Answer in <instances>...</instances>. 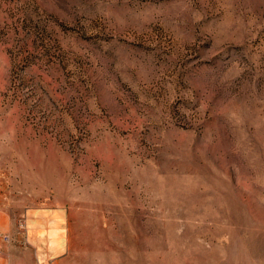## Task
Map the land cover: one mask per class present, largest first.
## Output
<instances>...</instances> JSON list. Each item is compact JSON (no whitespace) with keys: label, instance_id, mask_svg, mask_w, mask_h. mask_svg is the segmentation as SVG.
Returning a JSON list of instances; mask_svg holds the SVG:
<instances>
[{"label":"rangeland","instance_id":"obj_1","mask_svg":"<svg viewBox=\"0 0 264 264\" xmlns=\"http://www.w3.org/2000/svg\"><path fill=\"white\" fill-rule=\"evenodd\" d=\"M0 209L23 258L264 264V0H0Z\"/></svg>","mask_w":264,"mask_h":264},{"label":"crops","instance_id":"obj_2","mask_svg":"<svg viewBox=\"0 0 264 264\" xmlns=\"http://www.w3.org/2000/svg\"><path fill=\"white\" fill-rule=\"evenodd\" d=\"M5 235H8L6 233V214L3 209H0V264H64L65 260H46V257H48L49 253L39 255L40 250L37 251V260H35V255L32 252V248H29V252H27L28 255L25 256V258L16 254V252H14V255H12V253L9 251L12 240L6 241L4 239ZM29 241L38 247L37 242H35V237L29 238ZM52 247L53 245H51V251L53 252L54 249Z\"/></svg>","mask_w":264,"mask_h":264},{"label":"built area","instance_id":"obj_3","mask_svg":"<svg viewBox=\"0 0 264 264\" xmlns=\"http://www.w3.org/2000/svg\"><path fill=\"white\" fill-rule=\"evenodd\" d=\"M4 239H5L6 241H10V240H11V237L8 236V235H5V236H4Z\"/></svg>","mask_w":264,"mask_h":264}]
</instances>
